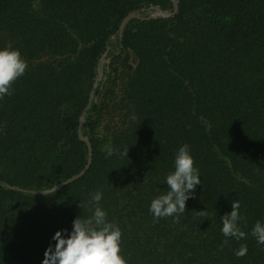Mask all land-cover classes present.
Listing matches in <instances>:
<instances>
[{
    "label": "trees",
    "instance_id": "16d2710c",
    "mask_svg": "<svg viewBox=\"0 0 264 264\" xmlns=\"http://www.w3.org/2000/svg\"><path fill=\"white\" fill-rule=\"evenodd\" d=\"M147 9L173 7L0 0V48L28 65L0 98V264H48L52 236L92 215L96 191L122 231L126 264H264L251 236L264 221V0H177L165 17ZM130 12L140 17L120 32ZM79 124L91 162L46 196L87 163ZM184 144L201 184L183 214L156 220L150 202ZM105 145L116 154L106 158ZM234 200L247 234L239 241L221 231Z\"/></svg>",
    "mask_w": 264,
    "mask_h": 264
},
{
    "label": "clouds",
    "instance_id": "9594fccd",
    "mask_svg": "<svg viewBox=\"0 0 264 264\" xmlns=\"http://www.w3.org/2000/svg\"><path fill=\"white\" fill-rule=\"evenodd\" d=\"M27 67V62L18 49L0 48V98L11 95L13 82L25 74ZM102 151L106 158L116 154L111 145H105ZM127 151L128 147L120 155L127 156ZM173 165L174 171L165 178L167 190L152 199L149 205V212L156 220L164 217L175 218L183 214L186 201L194 196L196 186L202 181L189 145L179 147ZM41 192L46 196H52L55 189ZM89 196V203L95 205L92 215L84 219L80 216L75 218L71 231L60 229L54 233L51 238L54 244L50 242L46 251L48 255L47 257L45 255L44 259V261L47 259L48 264H126V260L120 254L122 231L118 224L108 220L106 211L100 206L103 193L96 191ZM239 207L238 201L234 200L231 212L221 217L222 234L237 241L245 239L247 235L239 226L243 219ZM251 236L258 245H264V221L255 222L251 228ZM223 243L227 244L228 239ZM246 254L247 245H241L235 250L237 257Z\"/></svg>",
    "mask_w": 264,
    "mask_h": 264
},
{
    "label": "water",
    "instance_id": "95a60500",
    "mask_svg": "<svg viewBox=\"0 0 264 264\" xmlns=\"http://www.w3.org/2000/svg\"><path fill=\"white\" fill-rule=\"evenodd\" d=\"M171 1H172V5H173V9H172V10H170L169 12H166V13H164V12H162V11H159L158 13L149 14L147 17L150 18V17H157V16H163V17H165V16H171V15H172L173 13H175L176 10H177V1H176V0H171ZM134 17H140V15L137 14L136 12H130L128 15H126V16L122 19V21H121V24H120V27H119V31L122 32V30H123L125 24L127 23V21H128L129 19H131V18H134ZM96 83H97V80H96L95 83H94V87H95ZM94 87H93L92 91L94 90ZM91 97H92V92H91V94H90V98H91ZM77 132H78L79 138H80L81 140L85 141V143L87 144V147H88V151H89V153H88V160H87V163H86V165L83 167V169H81L78 173L73 174L72 176H70V177H68L67 179L63 180L61 183L56 184V185L53 187L54 189H55V188H58V187H60V186H62V185H64V184H67V183H69V182H72V181H74V180H76V179H78V178H80V177L85 173V170L88 168V166H89V164H90V162H91V148H90V143H89V140H88L86 137L83 136L82 131H81V126H80V124H79V126H78V130H77ZM12 188H14V187L12 186ZM17 189L20 190V191L23 190L22 188H17ZM33 192H38V191L36 190V191H33Z\"/></svg>",
    "mask_w": 264,
    "mask_h": 264
},
{
    "label": "rangeland",
    "instance_id": "374dc122",
    "mask_svg": "<svg viewBox=\"0 0 264 264\" xmlns=\"http://www.w3.org/2000/svg\"><path fill=\"white\" fill-rule=\"evenodd\" d=\"M171 1V0H170ZM177 1V0H176ZM171 5H172V1H171ZM172 7H173V5H172ZM159 11H162V12H164V13H166V12H169L170 11V9H164V10H161V9H147L145 12L147 13L146 15L148 16L149 14H153V13H158ZM139 14V13H138ZM140 15V14H139ZM115 46H111V48L109 49V53L110 52H113V53H115ZM117 53V52H116ZM103 58H104V60L103 61H105V62H108L109 61V58L108 57H106V54H105V57L103 56ZM120 58H116L115 59V65H113V67L115 68V69H118V67L120 66ZM120 69V68H119Z\"/></svg>",
    "mask_w": 264,
    "mask_h": 264
}]
</instances>
